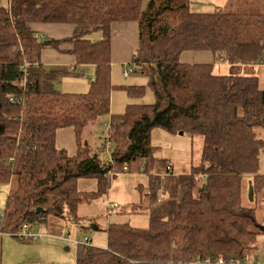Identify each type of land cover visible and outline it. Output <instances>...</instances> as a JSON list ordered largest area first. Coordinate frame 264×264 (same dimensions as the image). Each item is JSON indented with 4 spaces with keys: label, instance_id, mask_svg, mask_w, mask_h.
Instances as JSON below:
<instances>
[{
    "label": "trees",
    "instance_id": "trees-1",
    "mask_svg": "<svg viewBox=\"0 0 264 264\" xmlns=\"http://www.w3.org/2000/svg\"><path fill=\"white\" fill-rule=\"evenodd\" d=\"M261 2L244 14L239 0L212 12L193 10L191 0H148L145 6L144 0H0V183L14 185L0 230L16 234L24 223L31 229L51 214L80 223L78 206L107 192L115 170L131 171L140 162V170H148L151 132L160 127L202 135L200 162L186 173L169 163L163 175L149 172L148 190L133 206L134 212L148 204V226L109 224L107 245L78 244L76 264H229L251 257L264 225L257 216L264 192ZM131 20L139 23L131 63L155 98L129 101L124 111L113 112L111 30L115 22ZM34 22L71 24L73 32L47 38ZM92 32L102 37L91 39ZM45 46L72 54L75 66L95 67L88 90L55 89L62 72L43 65ZM187 50L211 51L214 61L184 63L180 56ZM220 62L228 72L216 70ZM123 87L130 99L145 95L146 86ZM103 116L109 117L106 138L113 143L108 161L84 138ZM62 128L74 130V154L57 145ZM91 178L98 180L97 190H78L80 179ZM92 223L84 226L92 229Z\"/></svg>",
    "mask_w": 264,
    "mask_h": 264
},
{
    "label": "rangeland",
    "instance_id": "rangeland-1",
    "mask_svg": "<svg viewBox=\"0 0 264 264\" xmlns=\"http://www.w3.org/2000/svg\"><path fill=\"white\" fill-rule=\"evenodd\" d=\"M239 1L240 5H242L241 13L244 14L254 12L252 9L256 8L254 6L255 3L262 4L261 0H248L251 5L243 6L245 0ZM146 2L147 0H144V6ZM192 8L195 11L204 12L215 10L211 8V0H195ZM231 8H233L232 4ZM254 10L257 11L258 9ZM89 37L91 39H99L102 35L99 32H92ZM112 62L111 78L116 86L112 93L114 108L117 105V108L122 109L128 101H143L145 99L151 101L153 92L148 85H146L143 97L130 99L126 88L123 86H128L129 80L132 81L137 74L139 76L141 74L135 70L130 76H124L123 71L130 67V63L114 60L113 55ZM215 66L222 74L228 72L229 65L225 62H220ZM46 69L61 70L62 73L54 82V87L58 91H86L89 88L92 76L81 75L82 70L80 69L72 72L69 67L49 65L46 66ZM247 69L251 72L254 71L251 67ZM113 102H111L112 108ZM108 124L109 117H101L84 137L90 142L92 148L103 161H108L111 156L112 147H107L108 141L106 138ZM258 133L264 137L263 128L258 129ZM151 141L155 146L153 151L154 159L148 170H145L146 172L140 170L144 162H140V168L134 167L135 169L131 171L115 170L117 173L112 176L107 192H103L91 202H82L78 206V214L82 217L80 223L74 222L68 217L51 214L48 215L47 220L34 223L31 226V233L38 237L36 239H20L9 233L3 234L6 240L4 264H76L77 245L82 243L84 239L89 238V243L93 245H107L105 228L109 224L129 223L134 227H147L149 224L147 215L148 204H144L143 201V206H139L134 212L133 206L142 202L143 195L148 190L150 183L149 172L163 175L166 172V163L171 164L176 173L189 172L190 164H198L200 162L203 147L202 135L192 136L188 132L183 134L173 133L160 127L152 130ZM67 151L69 152V150ZM259 165L260 172L264 173V150L260 152ZM77 187L80 191L91 192L99 187L98 180L96 178L80 179L77 182ZM12 188H14V185ZM259 198L257 216L259 223H264V192L260 194ZM114 203L117 204V207L112 208L111 205ZM90 222L97 224L100 228H88ZM251 252V257L260 258L261 262L264 263V231L258 236L255 249H252Z\"/></svg>",
    "mask_w": 264,
    "mask_h": 264
},
{
    "label": "crops",
    "instance_id": "crops-1",
    "mask_svg": "<svg viewBox=\"0 0 264 264\" xmlns=\"http://www.w3.org/2000/svg\"><path fill=\"white\" fill-rule=\"evenodd\" d=\"M191 1L193 7V1L195 0H191ZM229 2L230 0H211V8L217 9L219 7H226L229 4ZM32 27L36 31L40 32L41 35L51 39H62L64 37L70 36L73 32V26L67 23L64 24V23L34 22L32 24ZM111 41H112V55L114 60L131 63L133 59V55L139 45L138 21L131 20V21L115 22L111 30ZM67 47H69V44L63 45V48H67ZM180 60L184 63H212L214 61V56L212 52L208 50H187L181 54ZM41 61L45 67L48 65L61 66V67L64 66L67 68L69 67V69L72 72L75 71V67H77V69L80 70L81 68H84L83 71L86 72V76H90V75L92 77L94 76L95 67L93 65L75 66V58L72 54L68 52L60 51V49H56L53 46H45V48H43ZM216 70L218 69L216 68ZM123 75H124V71H123ZM127 85L146 86L147 79L143 75L139 76L137 74V76L134 77L132 81L129 80ZM74 92H83V90L74 91ZM154 98L155 97L153 94L151 96V101H147L146 99L143 101L140 100H136V101L141 103H151L154 101ZM111 102H113V95ZM128 102H126L125 105H127ZM125 107L120 109L117 108L116 105V108H114V102H113V108H112V104H111V109L113 112H122L124 111ZM56 141L59 147L69 150L70 154H74L77 150L76 137L74 130L72 128L59 129L57 131ZM12 187H13L12 182L8 184L0 183V210H3L5 208L6 199L9 193L11 192ZM3 234L6 233L0 234V264H4L5 262L6 240L4 239Z\"/></svg>",
    "mask_w": 264,
    "mask_h": 264
},
{
    "label": "built area",
    "instance_id": "built-area-1",
    "mask_svg": "<svg viewBox=\"0 0 264 264\" xmlns=\"http://www.w3.org/2000/svg\"><path fill=\"white\" fill-rule=\"evenodd\" d=\"M258 65L264 66V60H261V61L258 63ZM135 69H136V65H135L134 63H131V64H130V67H128V68H126V69L124 70V75L127 76V77L130 76V74H131L133 71H135ZM83 75H86V73H83ZM107 147H108V148H111V147H112V142L109 141V140H108V145H107ZM111 207H112V208L117 207V204L114 203V204L111 205ZM3 216H4V212H3V210H0V219H2ZM1 233H5V232H2V231L0 230V234H1ZM9 234L14 235V236H17V237H19L20 239H36V238H38L36 235H33V234L31 233L30 225H29L28 223H24V224L22 225V228H21L16 234H14V233H9ZM88 242H89V238H86V239L83 240L82 243H88ZM206 261L209 262V261H210V258L207 257ZM218 263H219V264L225 263V260L220 259V260L218 261ZM228 263H229V264H264V263L261 262V259H260V258H253V257H249V258L244 259V260L230 259V260L228 261Z\"/></svg>",
    "mask_w": 264,
    "mask_h": 264
},
{
    "label": "water",
    "instance_id": "water-1",
    "mask_svg": "<svg viewBox=\"0 0 264 264\" xmlns=\"http://www.w3.org/2000/svg\"><path fill=\"white\" fill-rule=\"evenodd\" d=\"M249 198H250V200L253 199V188H252V187L249 188ZM42 210H43L42 208H38V209H37V212H41ZM92 228L96 229L97 227H96L95 224L92 223ZM259 229H260L261 231H264V225H260V226H259Z\"/></svg>",
    "mask_w": 264,
    "mask_h": 264
}]
</instances>
